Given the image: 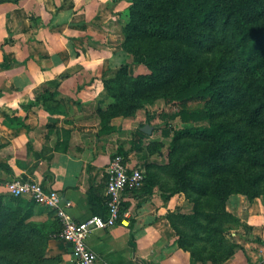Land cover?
<instances>
[{
  "label": "crops",
  "instance_id": "0c3cea01",
  "mask_svg": "<svg viewBox=\"0 0 264 264\" xmlns=\"http://www.w3.org/2000/svg\"><path fill=\"white\" fill-rule=\"evenodd\" d=\"M109 1L0 0V184L32 176L70 199L69 213L78 221L104 209L107 166L117 142L115 131L103 132L101 125L110 92L89 70L106 62L96 48L110 39L108 23H120L123 0L106 6ZM110 125L120 128L122 118ZM162 192L146 179L123 192L119 222L89 235L100 264H204L178 245L166 217L170 209L183 210L185 195L165 200ZM243 197L232 230L243 249L223 264H264V197ZM25 198L16 201L22 211L32 202ZM26 221L40 229L60 226L54 211L40 204ZM39 234L49 239L35 264H73L68 243Z\"/></svg>",
  "mask_w": 264,
  "mask_h": 264
},
{
  "label": "trees",
  "instance_id": "16d2710c",
  "mask_svg": "<svg viewBox=\"0 0 264 264\" xmlns=\"http://www.w3.org/2000/svg\"><path fill=\"white\" fill-rule=\"evenodd\" d=\"M147 3L151 4L152 11L144 15L142 23L131 19L130 28L134 32L140 28L149 36L178 39L188 49L193 43L202 44L214 38V41L226 44L230 52V58L221 57L204 78L184 80L167 98L182 107L179 112L181 121L195 123L200 136L213 141L208 156L212 159L210 167L215 185L210 191L199 187L198 194H201L193 201L197 206L200 195L211 193L212 203L207 207H197L190 213L173 215L189 223L188 230L178 228L177 243L190 251L195 262L223 264L236 251L243 249L242 244L229 241L228 228L222 226L223 214H228L226 203L234 192L229 188V180L236 178L244 187L241 193L253 199L264 194L263 189L257 188L264 182V0H148ZM223 97L239 105L242 113L231 125L208 121L216 112L210 102ZM191 102L203 103L204 106L189 109ZM114 106L116 104L110 103L105 113ZM101 114L102 129L121 130L111 126L110 119ZM175 116V113L164 114L166 118ZM139 132L143 133L142 130ZM128 154L119 146L111 159L121 155L128 161ZM180 172L175 192H183L190 197L189 177L184 170ZM247 187L255 191L249 194ZM17 198L20 197L0 194V245L16 248L25 240H31L30 247L36 240L41 243L40 247L46 246L49 236H40L37 226L26 221L38 203L31 199L29 209L22 211L20 205L16 204L18 208L13 206L17 200H23ZM90 201L95 204L92 196ZM102 205L104 209L98 214L106 212V199L102 200ZM122 211L123 204L121 216ZM59 229L60 226L55 231ZM26 254L30 257L13 259L0 254V264H35L43 257V253H37L36 244L34 250H27Z\"/></svg>",
  "mask_w": 264,
  "mask_h": 264
},
{
  "label": "rangeland",
  "instance_id": "374dc122",
  "mask_svg": "<svg viewBox=\"0 0 264 264\" xmlns=\"http://www.w3.org/2000/svg\"><path fill=\"white\" fill-rule=\"evenodd\" d=\"M115 2L116 0H110L105 5L110 6ZM147 2L148 0L122 1L120 23L114 20L108 23L109 41H104V46L96 48V42L90 39V43L103 52L106 62L100 61L89 70L92 74L99 75L106 89H109L108 105L116 104L105 113L107 105L101 111L103 116L110 120L118 116L122 118L121 130H112L115 131L117 141L112 154L119 146L127 150L130 160H132L131 157L133 158V168L144 170L146 182L158 185L159 190L163 189L162 197L165 200L176 193L175 190L179 186L177 182L181 177L180 171L184 170L189 177L187 182L190 185L191 195L187 197L182 192L185 195V203L183 210L179 212L190 213L197 207L210 206L213 200L209 193L200 195V205L198 203L196 206L193 202L194 199L197 200L196 196L201 194H198L199 187H205L210 191L215 185L210 167L212 159L208 156V152L213 147V141L201 137L195 123L181 121L179 112L182 107L178 103L168 101L167 98L184 80L204 78L206 72L221 57L225 56L226 60L229 59L230 52L226 44H221L222 42L218 40L214 41V38L205 41L206 44L193 43V46L188 49L184 48L178 39L149 36L140 28L134 32L130 28L131 19L141 24L144 15L152 11L151 4ZM210 104L216 112L208 121H219L231 125L242 116L239 105L232 103L230 99L223 97ZM188 106L192 109L204 104L191 102ZM172 113L176 114L174 118L164 117V114ZM147 122L156 127L151 134L145 132L141 134L139 131ZM102 131L109 130L102 129ZM242 186L236 178L231 177L229 188H233L234 192L229 195L226 203L229 215L223 214L222 218L223 228H228L229 241L236 244H241L243 241L232 233V230L238 226L235 216L239 198L244 196L246 202L253 199L250 195L249 197L241 193L244 188ZM250 188L247 187V190L249 194H252L255 190ZM257 188L264 190V182H261ZM0 194L4 197L10 196L5 183L0 186ZM25 197L17 199L28 201ZM261 197H264V194ZM16 204L18 203L13 204L14 208L17 207ZM175 213V209H170L166 217L168 220L174 218L171 222L174 224H172L174 233L178 239V228L188 230L189 223L178 216L173 217ZM38 230L45 234L48 232L54 238V228L43 227ZM30 241L25 240L16 248L0 245V254L13 259L28 258L30 256L26 254L27 250L32 252L36 244L37 253L44 255L45 246L40 247L41 243L33 240L29 247Z\"/></svg>",
  "mask_w": 264,
  "mask_h": 264
},
{
  "label": "built area",
  "instance_id": "2783aa9c",
  "mask_svg": "<svg viewBox=\"0 0 264 264\" xmlns=\"http://www.w3.org/2000/svg\"><path fill=\"white\" fill-rule=\"evenodd\" d=\"M106 212L92 214L85 220H76L69 213L72 205L61 191L46 188L32 176H17L5 183L7 192L14 197L29 196L36 203L51 208L60 223L55 238L70 245L73 264H100L99 256L89 245V235L94 229L115 226L121 219L123 192L127 188L140 186L145 180V172L133 168L121 155L113 157L107 166Z\"/></svg>",
  "mask_w": 264,
  "mask_h": 264
},
{
  "label": "water",
  "instance_id": "95a60500",
  "mask_svg": "<svg viewBox=\"0 0 264 264\" xmlns=\"http://www.w3.org/2000/svg\"><path fill=\"white\" fill-rule=\"evenodd\" d=\"M155 125L150 124L149 122H147L146 124H144L141 127V130L147 134H151V132L153 131V129L155 128Z\"/></svg>",
  "mask_w": 264,
  "mask_h": 264
}]
</instances>
